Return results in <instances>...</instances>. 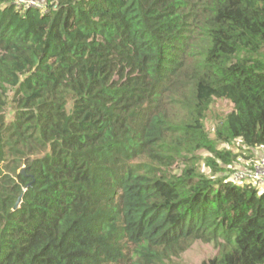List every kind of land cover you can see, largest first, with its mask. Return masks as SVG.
I'll use <instances>...</instances> for the list:
<instances>
[{
  "label": "trees",
  "instance_id": "trees-1",
  "mask_svg": "<svg viewBox=\"0 0 264 264\" xmlns=\"http://www.w3.org/2000/svg\"><path fill=\"white\" fill-rule=\"evenodd\" d=\"M236 141L264 163V0H0V264H264Z\"/></svg>",
  "mask_w": 264,
  "mask_h": 264
},
{
  "label": "rangeland",
  "instance_id": "rangeland-1",
  "mask_svg": "<svg viewBox=\"0 0 264 264\" xmlns=\"http://www.w3.org/2000/svg\"><path fill=\"white\" fill-rule=\"evenodd\" d=\"M45 0H18V4L22 6L23 4L27 5H40ZM231 109V106L228 105L224 101L217 100L210 108V111L207 114L206 120H205V130L209 134L210 138L214 137L213 131L215 130L216 126L218 125V122L220 118L224 116L227 112H229ZM218 150H229L232 154H239L241 157L237 159V162L232 164L227 168V172L225 176H229L232 174V172H236L240 169L246 168L248 165H256L257 163H263L261 160L262 151L261 149H255L251 150L246 147H244L239 141L234 142V145H231L228 147L227 145H219ZM252 151V152H251ZM199 159V170L203 172L204 174L209 173V170L207 167H205L204 162L205 158L209 157L207 152H199L197 153ZM251 157L250 159H248ZM246 158V159H245ZM257 161L255 162V159ZM248 159V160H247ZM240 164H243L245 167H239ZM182 168V164L180 162L176 163V165L173 167L174 173H179V167ZM243 185V184H241ZM131 250V249H130ZM217 249L212 245H206L202 244L200 242H197L193 244L189 249H187L185 252L180 254L178 257L172 258L169 261H166L164 263L159 264H200L202 261H207L212 258H214L217 255Z\"/></svg>",
  "mask_w": 264,
  "mask_h": 264
},
{
  "label": "built area",
  "instance_id": "built-area-1",
  "mask_svg": "<svg viewBox=\"0 0 264 264\" xmlns=\"http://www.w3.org/2000/svg\"><path fill=\"white\" fill-rule=\"evenodd\" d=\"M35 4H32L30 6H33ZM254 170H246V169H240L235 172V174L232 177V180L236 182L240 181H246L249 182L255 186H261L264 187V163H257Z\"/></svg>",
  "mask_w": 264,
  "mask_h": 264
},
{
  "label": "water",
  "instance_id": "water-1",
  "mask_svg": "<svg viewBox=\"0 0 264 264\" xmlns=\"http://www.w3.org/2000/svg\"><path fill=\"white\" fill-rule=\"evenodd\" d=\"M22 173H24V171H23V170H22ZM20 203H21V197H19V198H18V200H17V203H16V205H15V208H14V210L18 208V206L20 205Z\"/></svg>",
  "mask_w": 264,
  "mask_h": 264
},
{
  "label": "clouds",
  "instance_id": "clouds-1",
  "mask_svg": "<svg viewBox=\"0 0 264 264\" xmlns=\"http://www.w3.org/2000/svg\"><path fill=\"white\" fill-rule=\"evenodd\" d=\"M30 6V5H29ZM33 6H35V5H33ZM36 6H38V5H36Z\"/></svg>",
  "mask_w": 264,
  "mask_h": 264
}]
</instances>
